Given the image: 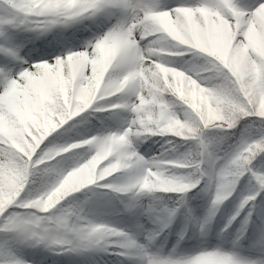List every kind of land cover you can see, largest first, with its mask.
Segmentation results:
<instances>
[{"label": "snow or ice", "instance_id": "1", "mask_svg": "<svg viewBox=\"0 0 264 264\" xmlns=\"http://www.w3.org/2000/svg\"><path fill=\"white\" fill-rule=\"evenodd\" d=\"M33 2L0 0V9H7L0 11V233L11 238V246L21 250L42 248L56 254L95 251L87 247L74 249L51 240L52 230L72 228L78 233L79 226L89 231L96 230V222L84 216L79 208H56L58 204L55 207L49 204V210L45 212L32 205L38 199H51L49 193H60L63 189L61 180L65 171L58 167L59 164L70 162V170L66 172L71 171L73 179H79L81 165L85 169L89 167L86 160L93 143L118 149L128 133L124 132V127L115 130L101 127L79 142L53 147L47 146L46 138L86 112L90 115L108 111L107 119L124 123L120 110H126L131 114L126 127L132 132L137 130L134 114L139 110L138 106L148 99L138 83L142 65L147 63L142 57L147 42L162 33L146 35L145 39L136 43H132L128 37L135 35L137 27L158 20L165 31L181 40L178 48L182 54L193 52L198 46L215 52L220 61L232 66L234 52L246 50L242 66H255L258 69L251 75L243 91L235 90V99L247 110L243 119L230 121L227 126L218 129L223 135L208 138L200 145L199 183L193 186L192 183L177 182L174 191L165 193L179 194L176 203L184 207V194L201 185V191L206 194L216 191L225 173H231L229 190L232 194L239 182L247 179L249 186L246 193L240 196L220 229V234H225L233 222L241 218L240 227L232 240L233 247L229 250L201 248L197 254L182 257L178 264H264V241H261L262 255L257 259L242 258L235 251L253 222L257 195L264 194V174L253 171L250 166L258 153H264V112L257 115L256 107L258 104L264 107V64L260 62L264 53V0H80L82 11L73 18L74 22L78 23L85 17L105 15L114 23L102 33L93 35L78 50L70 48L50 60L29 63L21 55L23 45L13 43V34L25 31L39 38L53 30L51 24L39 25L43 18L33 14ZM109 38L113 39V43L106 48L105 41ZM93 47L96 49L94 53L91 52ZM106 49L110 50L107 54ZM212 64L225 80L236 84L235 77L227 67H221L217 61H212ZM115 69L120 70L118 74ZM110 86L115 95H106ZM136 92H139V97ZM125 93L131 95V103L113 107L119 103L117 98ZM218 100L228 103L232 97L224 93ZM238 125H242L238 140L230 151L224 150L221 145L231 137L232 130ZM253 133L259 138L253 139ZM69 153L71 155H66ZM140 157H143V161ZM128 159L132 167L143 163L153 170L156 162L163 160H173L176 165L186 164L187 167L179 169L184 173L195 167L191 161L175 155L174 148H164L158 154L145 158L132 145ZM38 174L51 175L53 179L50 183L46 182L44 191L33 198H25L22 193L30 177ZM88 186L102 201H107L109 194L118 197L121 192L112 183V177L96 179L95 183L90 181ZM261 205L264 206V195ZM127 207L129 212L126 214H134L140 209L150 221L154 219L152 210L131 203ZM53 209L56 210L50 211ZM174 214V210L167 213L169 217ZM186 219L198 225L201 238L207 236L210 217L195 221L191 210H188ZM260 219L264 231V217ZM106 227L117 228L111 223H107ZM137 229L139 232L145 230L140 225ZM114 247L109 246L104 253L115 254L127 261L128 258L122 252L114 251ZM0 264H28V261L18 255H6L0 259Z\"/></svg>", "mask_w": 264, "mask_h": 264}, {"label": "clouds", "instance_id": "2", "mask_svg": "<svg viewBox=\"0 0 264 264\" xmlns=\"http://www.w3.org/2000/svg\"><path fill=\"white\" fill-rule=\"evenodd\" d=\"M82 7L80 0H34L31 5L33 14L43 18L39 25L43 27L45 24H51L53 30L69 28L84 20L94 23V17H85L78 23L74 22L73 18L81 13ZM155 32L162 34L147 42L142 57L147 63L142 65L143 71L138 83L148 99L138 106L139 110L134 114L138 124L137 130L132 132L131 129L124 127L123 130L128 135L123 137L118 149L101 147L98 142L93 143L86 160L89 167L85 169L81 165L79 179H73L71 171L66 172L61 180V184L64 185L61 192L49 193L51 199L47 197L38 199L32 206L46 212L49 210V204L55 207L61 199L78 192L82 186L86 188L90 181L95 183L96 179L107 177H112V183L121 190L120 195L112 197L109 194L108 200L102 201L89 190V194H86L75 207L79 208L84 216L94 217L90 219L96 222V230L89 231L82 226H79L78 233L72 228L52 230L51 240L55 244L67 245L74 249L87 247L97 253H104L109 246H115L113 250L122 252L128 258V264H178L184 257L176 255V249L185 239L186 233L182 234V231L177 234V240L172 248L164 251L168 239L167 235H164L165 230L170 228L181 206L176 202L169 206L165 198L159 194L174 191L177 182L192 183L193 186L199 183L198 149L205 139H208L205 136L206 130L222 129L232 120L243 119L247 110L235 99V90L243 91L251 75L258 69L255 66H242L246 50L234 52L232 66L220 61L215 52L198 46L191 52L190 57L183 59L184 54L178 48L181 40L165 31L158 20L137 27L135 35H130L128 39L136 43ZM112 43L113 39L109 38L105 41V47L108 48ZM95 51L93 47L91 52ZM212 61H217L221 67H227L230 74L235 77L236 84L225 80L223 74L213 66ZM260 62L264 64V53L261 54ZM224 93L232 97L230 102L218 100ZM135 94L139 97V92ZM106 95H115L111 91V86ZM166 96L176 98L185 107L175 108L174 103L166 99ZM117 99L119 103L113 107L131 103V95L128 93ZM256 107L257 115L264 112V107L259 104ZM153 136H171L194 141L189 150L180 154V158L191 161L195 167L182 175H177V172L187 165H176L173 160L156 162L155 170L145 167L143 163L132 167L128 159L131 146L135 145L137 151L140 143ZM140 160L143 161V157H140ZM230 186L231 173H225L217 185V190L208 194L209 200L202 219L210 217L209 223L214 220L224 202L233 195L229 190ZM144 197H147L146 202ZM113 200L118 201L123 213L129 212L127 206L130 203L137 207L142 206L145 210H152L155 213L154 219L150 221L153 227L143 232L131 228L106 227L109 222L98 218L101 214L100 204L101 202L110 204ZM173 210L175 214L169 217L167 213ZM198 235L200 236L199 232Z\"/></svg>", "mask_w": 264, "mask_h": 264}, {"label": "rangeland", "instance_id": "3", "mask_svg": "<svg viewBox=\"0 0 264 264\" xmlns=\"http://www.w3.org/2000/svg\"><path fill=\"white\" fill-rule=\"evenodd\" d=\"M101 16H99L94 23L91 21L87 23L85 25V28L82 30V32H80L77 35H74L73 37H71V39H65L63 37V33L61 34L60 37H57L56 35L58 34V32L52 30L51 35L47 36L48 39H43L40 41V40H36L37 38H35L34 33L26 32V34H28L27 39L32 41V45L30 46V48L28 47V45H23V48L21 49V55L24 56L29 63H37V62H41V60H50L57 55L66 53L67 50L70 48L72 50H78L82 47L85 41L91 39L93 35L102 33L107 29L108 26H110V24L114 23L113 19L105 15H103V17ZM257 44L259 46V42H257ZM109 51L110 50L106 49L105 50L106 54ZM191 55H192L191 52L185 53L183 59H186ZM177 59H181V58H177ZM114 71L118 74L120 70L115 69ZM120 115L125 121L124 123H119L117 121L109 120V119L107 120L108 124L111 125L112 128L116 129L118 127L127 126L126 121L130 118L131 114L126 110H120ZM78 118L79 117L73 118L72 121L68 122L65 126H62L61 129H58L55 133L50 134V136L46 138L45 143L47 144L48 139L59 137L58 140L59 142L56 146H63L69 143L79 142L85 136H91L90 125L86 122H80L81 120L80 121L77 120ZM212 130L213 129L206 130L205 136H209ZM202 139L204 138L202 137ZM61 140L64 141L60 142ZM53 146L54 145H52L51 147ZM137 151L138 154L144 156L145 158L153 156V154L149 153L145 148L143 150L140 149L139 145L137 146ZM260 161L262 162L257 167V169L259 170L258 173L264 174V153L262 154ZM242 180L246 183V186H249L247 179H242ZM90 187L91 186H88L76 192L79 193V196L80 198H82V200L85 198L86 194H89ZM238 188L239 187L234 189L233 195L227 201L224 202V204L221 206V209L217 213L214 220L208 225V232L206 237L201 238L198 235L199 232L198 225L195 224L193 221L187 220L186 217L188 214V210H191V215L195 221L202 219L209 200L208 194L205 193L204 200L201 202V205L197 209L196 208L194 209L191 206L189 207L188 203L185 204L184 207L179 208L170 228L165 230L164 235H167L168 238L170 237L171 238L170 241H167V244L164 247V251L167 252L169 249L172 248L173 244L177 240V234L180 233L181 231H184L186 235H185V239L180 242L179 247L176 249V255H178V252L180 250L185 251L182 256L186 257L197 254L201 248H207L208 250H212L213 248H217V247L223 248L224 250L232 249L233 247L232 240L235 238L237 230L240 227L239 221L241 218L238 217L237 220L233 222L232 226L225 234L221 235L220 229L224 227L227 217L233 211L240 196L246 193L248 187L244 190V192L243 191L240 192ZM97 191H102V189H98ZM22 195L25 198H29L30 193L27 187L24 193H22ZM178 195H174L175 201L178 199ZM170 197H171L170 199H173L172 196ZM261 200L262 198L256 201V209H257L256 211L258 212H256L255 214L256 216L253 215L252 218L253 222L248 226L247 233L239 241L238 247L235 249V251L239 256L249 260L257 259L262 255L261 241H264V231H262L260 217H264V206L261 205ZM62 203L63 202L61 201L56 206V208L65 207L63 206ZM225 205L231 206L230 211H228L227 213H226L227 206ZM55 210L56 209L50 211H55ZM100 212L101 214L98 216L99 219H103L111 224H115L117 227L128 228L127 222H125L124 219L126 216L134 218L136 220L137 225H140L142 227L144 225L147 226L149 223L151 225L150 220L145 215H143L142 210L138 209L134 214L123 213L121 211L120 204L116 200H113L110 204L101 202ZM89 218H94V217L90 216ZM147 228L150 227L147 226L146 229ZM0 242H3V239L1 237H0ZM11 244L12 241L6 242V244L3 246L4 249L3 258L6 255H18L21 256L24 260L28 261V264H37L29 260L30 256L29 254H27L28 251H30L32 248L31 249L24 248L21 250L12 247ZM94 253L95 251H88L77 255L80 256V258H83V255H85L86 257L85 259L88 260L94 257L93 255ZM68 254H74V253H68ZM113 255H114L113 257L107 259L105 264L112 263L111 259L117 256L115 254ZM60 264H68V262L64 261V263L62 262Z\"/></svg>", "mask_w": 264, "mask_h": 264}, {"label": "trees", "instance_id": "4", "mask_svg": "<svg viewBox=\"0 0 264 264\" xmlns=\"http://www.w3.org/2000/svg\"><path fill=\"white\" fill-rule=\"evenodd\" d=\"M166 99L172 101L175 105V108H182L183 107L178 100H176L175 98H173L171 96H166ZM106 117H107V115H105V114H99V115L94 114L93 116H88L85 118L86 121H89V123L91 125V131L93 134L98 129H100L101 127H107L109 129L113 130V128H111V126L108 127V125L106 124ZM101 122H103V124ZM241 126L242 125H238L235 128V130H232L231 137L223 142L222 148L224 150L230 151L232 149V146L235 145V143L238 140L239 135H240ZM220 135H223V133L222 132H220V133L214 132L209 136V138H211L213 136H220ZM258 138H259L258 135L253 133V139H258ZM193 143H194V141H192L190 139L185 140V139H181V138L165 136V138L163 140H161L160 138L147 139L143 143H140V145L143 148H145L149 153H151L153 155L158 154L167 146H170L172 149L174 148L175 154L180 155L182 153H185L187 150H189L190 147L193 145ZM66 155H71V153L66 154ZM259 163H260L259 157H257L254 161L250 162V166L252 167L253 171L257 169ZM58 167L60 169H63L66 173L67 170H70V162L59 164ZM182 174H184L183 170H179L177 172V175H182ZM52 179H53V177L51 175L41 176L38 174L35 177H30V182L27 186L29 193H30L29 198H33L36 194H38V192L44 191L45 188L47 187V183H50ZM244 186H245V183L241 181L240 182V190L244 189ZM200 187H202V186H200ZM159 195H162L165 198V202L169 203V206H172L174 204V200H175L174 194H171V193L163 194L162 193ZM170 196H172L173 199H170L171 198ZM145 198H147V197H145ZM80 201H81V199L79 197H70V200L67 201L66 206L67 207H70V206L75 207V205L78 204ZM0 259H3V253L1 252V249H0Z\"/></svg>", "mask_w": 264, "mask_h": 264}, {"label": "bare ground", "instance_id": "5", "mask_svg": "<svg viewBox=\"0 0 264 264\" xmlns=\"http://www.w3.org/2000/svg\"><path fill=\"white\" fill-rule=\"evenodd\" d=\"M99 16H101V15L94 17V21ZM101 17H103V15ZM88 21L89 20H84L82 23L88 22ZM82 23H78L76 25H73L72 27L66 28V31L71 32L75 29H78L79 28L78 26L82 25ZM49 35H51V32L46 33L43 36H40L36 40L41 41L43 39H48L47 36H49ZM125 222H127L128 228H131L133 230L138 231V229H137L138 225L136 223V220L127 218V219H125ZM147 226L152 227V224L150 225V223H149ZM147 226L144 225L143 228L146 229ZM29 249H31V248H29ZM32 249L30 251H28L27 254H29V256H30L29 260H31L37 264H60L62 262L64 263V261H67L68 264H88V261H86V259H85L86 258L85 255H83V258H80V256H78L77 254H68V253L56 254V253L49 252V251L42 249V248H32ZM184 252L185 251L180 250L178 252V255L182 256L184 254ZM25 256H28V255H25ZM111 262H112L111 264H128L127 261H124L120 257H116V258L112 259ZM93 264H97V261L94 260Z\"/></svg>", "mask_w": 264, "mask_h": 264}]
</instances>
